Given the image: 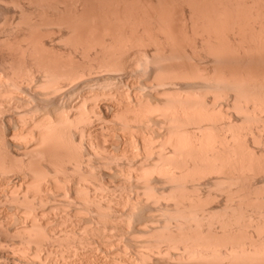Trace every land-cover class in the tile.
I'll list each match as a JSON object with an SVG mask.
<instances>
[{"label": "bare ground", "instance_id": "bare-ground-1", "mask_svg": "<svg viewBox=\"0 0 264 264\" xmlns=\"http://www.w3.org/2000/svg\"><path fill=\"white\" fill-rule=\"evenodd\" d=\"M46 1H29L30 3L26 7L25 5L22 7V4L17 3L21 8L18 7L19 15L16 23L12 22L15 24L14 28L10 30L13 32L11 33L13 37L9 33L8 36L6 30H4L6 34L4 40L0 39V178L13 171L18 175L16 178L18 181L13 182L8 190L3 193L0 192V204H3V201L9 203L16 218V223L9 226L10 216L6 213L5 207L0 206V264H264V195H256L264 191V169H262L264 167V157L260 159L262 161L259 163L255 161V158L258 159L260 156L252 158L255 155L251 152H248L246 157L239 156L229 160L225 158L218 159L213 155H206V157L194 156L195 159H193L187 155L190 154L187 152L201 149L202 146L199 147V141L208 128L216 125V128L223 130V128L234 126L232 124L233 120L237 122L239 120L241 122L250 121V119L254 122L257 121L254 128L250 129L253 130L251 133L254 132L255 136L258 135L257 139H264L258 131L264 124V114L258 112L259 110L256 112V100H260V93H258L259 98L255 99L256 95L254 96L251 92V89L255 94L260 92L261 89L264 90V76H262L264 74L257 75L258 73L255 74L254 72L258 76L256 78L251 71H249V73H252H250V76L246 71L248 74H245L244 77L240 76L243 73L240 64L246 63L248 65L249 62L256 63L264 60V17L262 16L264 15V9H262L264 0H184V2L181 0V18L183 19V31H181L185 35L192 36L198 33L200 27L199 33L201 32L198 40L195 41L196 44H192L190 46L192 50H189L193 53L199 52L204 57L210 55L206 61L210 63V66L211 63L213 65L212 69L207 66L209 70H204L203 75L201 74L202 76L199 77V79L202 77L200 83L194 84L196 88H200V91L201 89L204 91L211 90V96L217 93L214 97H210L212 99H209L210 95L206 96L209 91L205 94L204 91H201L203 97H208L200 99L201 101L204 99L201 102L204 103L202 104L203 107L206 111L212 110L213 106L218 104V98L223 97L226 99L223 102L224 105L229 104L233 108L236 107L245 111V113L242 112L244 114H240L241 111L238 114H233L235 118L231 121H223L224 119H222L219 124H217L219 120H216L217 123L215 124L213 123L215 120L211 122L208 119L201 118V111L199 113L190 108V105L196 103L191 96L193 95V89L190 90L191 95L188 94L189 91L186 92L188 95L175 92L172 82L175 71H167L166 69L171 68L160 65L162 61L173 58L174 51L172 45H170V36L166 35V32L162 34L161 32L164 29L161 31V27L157 29L159 23L157 14L160 15L159 12L156 14L154 11L152 12L153 15L146 13L148 16L138 13L142 19L147 17L150 28L148 26L145 27L148 29L143 28L140 26V22V27L135 25L131 29L132 25L130 27L127 25L129 16H131L127 11V4H125L127 0L123 1L122 5L120 4L122 0H119L120 2L115 0L117 3L111 0L110 4L106 2L109 5L108 7L107 4L104 7L105 2L103 5L100 3L106 14L110 12L109 15L107 14L108 17L110 16L109 19H107L106 14H104V17L102 16L105 19L100 18L109 21L110 26H114L116 29L114 30L113 27L114 31H110V26H108L109 30L106 27L108 33H105V36L101 35L99 42H94L93 39L95 38L93 37L95 35L90 29L96 26L94 24L97 21L93 23V20L98 17L97 14L99 13L95 14V9L90 10L94 7L89 9V5H92L93 2L86 6V0H74V3H72V0V2L67 3H64V1ZM155 1L157 3L158 0ZM68 3L73 5L69 6ZM155 3L153 1L151 5ZM16 5L14 8L17 7ZM153 5L151 7H154ZM68 6L73 7L69 9ZM143 7H145L144 4ZM68 9L72 10L70 15H68ZM210 9L213 11L211 12ZM157 10L160 11L159 8ZM245 12L249 13V18ZM85 13L87 16L89 13H94L95 16L89 15L88 17L94 18H89L91 23L86 22L89 25L83 23L85 26L82 28L80 20L82 21V16L86 17ZM243 15L248 18V21ZM199 16L203 18L202 23L198 20V18L201 19ZM239 16L246 20L239 19ZM195 18L197 22L199 21L198 24L204 26L203 29L199 25L196 26ZM86 20L88 21V18ZM209 21H213L210 29L214 24L222 25L225 29L222 26L220 28L214 26L212 30L217 28V31L223 29L228 32L222 30V33L225 34L220 33V31L212 34L208 28ZM54 22L62 26V32L59 29L60 27L58 28L61 32L59 36L64 41H61L64 44L61 48L63 53L60 54H57V52L56 54L51 53L53 50L51 51V46L48 47L47 45H50L51 41L47 42V38L44 40V37L38 35L40 32L37 33L39 26L45 27V25L54 24ZM223 24H226L229 28L226 29ZM227 24L233 27L239 25L243 32L240 31L239 27H235L237 30L235 28L233 30ZM6 25L11 26H9V22ZM243 25H250V28L245 29ZM230 27L232 31L228 30ZM195 28L198 30L195 31ZM207 28L209 30H206ZM106 29L104 28L103 31ZM47 37L49 38V36ZM133 37L135 39L153 40L156 42L154 44L157 45L144 52L141 51L143 55L137 59L134 55L135 52L132 53V47H129L130 41L134 39ZM252 38L255 40L252 41ZM86 42H90V45ZM121 47L123 50L127 48V51L125 57L119 60L117 57L124 56V53L121 54L123 50L119 53L116 51L119 55L117 57L115 50L118 48V51H120ZM257 49H261L260 52L262 53H259ZM128 50H131V52H128ZM254 50L260 56L256 54L255 57L254 53L256 52ZM252 51L254 56L251 54ZM186 52L184 50L182 53L186 55ZM133 55L135 58H133ZM137 55L141 54L137 53ZM197 57L195 56V59ZM129 58L134 59L135 62L134 60L133 63L130 62L132 60ZM252 59L256 61H252ZM221 62L223 63L220 66L224 67L225 65L226 69L231 65V71L224 68L225 71L224 69L222 71L226 73H220L222 67L218 65ZM224 62H234V64L240 62L239 65L235 64V67H238L241 72L239 69L236 72L234 64L229 63L226 65ZM254 64L249 65L254 66ZM259 64L258 67H260ZM261 64H263V61ZM132 65H136V72L145 73V71H148L150 81L146 85L147 89L150 88V91L156 89L157 93L159 90L162 96L153 98L152 92L154 91L157 95L156 91L149 92L150 99H153L152 102L154 101L153 105L152 103L150 105L144 100L141 101L142 99H139V97L135 98V94L134 98L138 99V104L133 99V105L137 108L133 106V109L129 111L131 103L128 100L130 99L127 97L125 99L123 93L121 97L124 96L125 101H128V107H124L123 102L121 108L120 101L123 98H120V92L122 90L118 88L119 91L116 92L112 89L117 90L118 84H122V88L123 86L128 87V77L131 72H134L132 71L134 70ZM216 66L220 67L219 74L216 73L217 75L215 72L218 71V68L214 70ZM112 69L123 72L125 77L119 78L120 76H118L116 78L110 75V72L115 71ZM246 72L244 71V73ZM231 73L234 74V77L240 74L241 78L237 76L235 79L234 77L231 79L233 75ZM227 75L230 78H227ZM247 75L250 77L249 79H246L248 78ZM252 75L256 81L251 80ZM237 78H243L244 81L250 80L253 84L250 81L249 84H244L243 80L241 83ZM262 78L263 80H261ZM185 85H187L185 87L193 86L190 82ZM67 86H69V89L66 88ZM65 88L68 90H63ZM140 88L141 90L145 89L144 86L142 88V85ZM217 90L219 93L220 91L222 93L223 90L224 94L219 95ZM224 90H226V93ZM239 93L247 94L242 95L245 98L241 96L244 100L238 96ZM226 94H228L227 98H225ZM98 95L100 97L111 95L108 100H116L115 106L110 104L112 102L110 100V103L105 105L107 108L104 105L105 108H101L102 105L100 106L97 103L98 100H96L97 97L99 99ZM249 95H253V97L250 98ZM263 95L262 93V102L260 100L262 105L264 104ZM252 99L255 100L254 104ZM40 103L43 105H40ZM118 103L119 106H117ZM213 103L214 105H212ZM207 104L208 106L212 105V107L209 109L206 106ZM262 105L259 106L258 103V109ZM254 106H256V109ZM180 107L186 108L182 115L177 110ZM227 108L229 107L227 106ZM156 111H158L156 114H159L157 116L160 117L155 116ZM5 112H7V115H4ZM151 113L155 115L150 116ZM148 117L151 120L153 119V122L145 119ZM195 117H198V119H195V123L186 122L187 119ZM145 120L150 123L155 121L161 125L164 130L162 133L163 141H161L162 139L159 140L161 143H158L159 147L156 146L159 149H154L156 151H151L152 153L149 156L138 161L134 169L135 172L130 176L132 183H134V189H129V191L136 196L142 194L146 199H149V204L157 205L155 207L159 211V216L144 221L145 217L141 215L144 206H141L140 210L133 213L134 220L137 226H145L146 222L148 224H146L147 227L138 229L137 226L131 228L127 223L123 225L124 219L120 215L123 211L117 208V205L122 204L128 197L127 188H122L116 193V187H114L113 181L110 180V175L107 174L109 177L107 178L108 183L95 180L97 179L95 176L98 174L96 172L98 167L111 169L110 165H113L115 172L116 166L123 170L128 162L124 153L121 157H117L107 150L104 138H111L112 135L110 134L111 131L105 130V128L107 129L105 124L109 123L108 121H111L110 123L115 121L119 124V127L127 131L134 128L133 125L143 124ZM95 121L100 122L104 128L99 134L101 139H94L90 133L86 132L87 125ZM3 125L7 127L4 130ZM11 130H19L17 131L19 136L14 134L15 131L11 133ZM227 131L228 129L225 133ZM222 133L220 134L221 138L224 143L228 144L229 139L233 138L232 134L229 132L231 136L227 137L230 135L228 132L226 135L223 131ZM247 133L249 137L252 136L250 131ZM185 134L187 139L190 136L192 137H190L191 141L189 139V143H180V139L186 137ZM248 136L247 141L250 140ZM255 136H253V139ZM9 137H12L11 148L8 147ZM14 137L19 138V141L16 142ZM84 138H86L85 147ZM260 139L258 141L264 143V140ZM119 141L116 138L117 144ZM247 141H245L247 145L251 144ZM232 143H234V140H231V144H228V146H231ZM215 145L210 150L219 152L221 144ZM249 147L250 150H255L250 145ZM260 148L259 151H256L264 154ZM227 149H230V147ZM182 154L186 156L182 157ZM226 163L227 165L230 164L232 168L226 169ZM246 164H250V166L258 165L259 167L263 165V167L258 170L260 172L246 173L242 169ZM205 165H211L210 167L213 166L218 171L224 170L225 172L210 176L201 181L202 183L194 179H185L188 176L185 174L188 171L190 172V169H192L191 171L196 169L197 172H200V169ZM149 169L160 170L162 175L160 174L157 179L148 181V179L143 178V175ZM255 174L259 175L256 180L253 179ZM155 180L159 181L161 185L164 183L163 186L165 187L161 186L160 191L158 189L153 190L154 187L151 182L154 181L155 184ZM242 183L248 189L252 188L247 189L248 194L245 192L246 190L241 189ZM258 184L260 185L257 186ZM163 188L165 191H163ZM213 189L215 191L219 190V192L222 191V194L224 192L222 201L212 207L199 205V201L196 199L197 195L194 192L199 197V192L205 191L206 195H210L207 193L210 190L212 192L209 193H213ZM100 190H105V193H101ZM250 190H252L253 195ZM162 199H166L165 202ZM146 206L147 203H145V208ZM213 207L218 209L213 211L215 210ZM213 212H218V214H213ZM84 215H86L85 223H82L80 217ZM99 252L103 253V256L99 255Z\"/></svg>", "mask_w": 264, "mask_h": 264}, {"label": "rangeland", "instance_id": "rangeland-1", "mask_svg": "<svg viewBox=\"0 0 264 264\" xmlns=\"http://www.w3.org/2000/svg\"><path fill=\"white\" fill-rule=\"evenodd\" d=\"M28 0H0V26L2 27H0V39L2 38H4L5 37V35L6 34H10V36H11V33H13L12 31H10V30H12V28H14V26H15V24H13L14 22L16 23V21H17V17H18V15H19V8H21V6L22 7H24V5H25V7L26 6H28L29 5V1H31V2H37V0H29L28 2H27ZM39 1V0H38ZM44 1H46V0H44ZM48 1H64V3H67V2H72V3H74V0H47L46 2H48ZM76 1V0H75ZM99 3H97V2ZM110 1L111 0H89V1H87L86 0V2H87V5L86 6H88L91 2H93L92 3V5L90 4L89 5V9H90V7L92 8V7H94V8H92V9H90L91 11L92 10H94L95 9V11H96V13L95 14H97V12L99 13V14H97L98 15V17H93L95 20H93L92 22L93 23H95V21H97L96 22V24H94V25H96V26H94L93 24V26H94V28L93 29H90L91 31H93L92 33L95 35H93L92 34V36H94L93 38H95V39H93L94 40V42H99L101 39V35H104L105 36V33H108V30H109V27L108 26H110L111 24L109 23V21H106V20H103V19H105V18H103L104 17V14H106V11H105V9H104V7H105V5L107 4V7L109 6L108 5V3L110 4ZM123 1L125 2L126 0H122V2L120 3L121 5H122V3H123ZM136 1V3H134ZM140 0H127V2L125 3V4H127V7L126 8H130L129 10L127 9V11L129 12V15H131V16H129L130 18H129V20H131L130 22H129V20L127 21V25H129V27H130V25H132L130 28L131 29H133L132 27L134 26L135 27V25L136 26H139V23H140V26H142L143 28H145V27H149L150 28V26H149V23H148V19H147V17H144V19H142L141 17H140V15H144V16H148L147 14H151V15H153L154 13H160V15H158L157 14V21L159 22H157L158 24H157V29H158V27L160 28L161 27V31L164 29V31H160V30H158V31H160L162 34H164L165 32V34L167 35H169L170 36V45H172V47H173V51H174V56H173V58H171V59H167V60H164V61H162L161 63H160V65L161 66H164L165 68L167 67H170L171 69H166L167 71L169 70V71H171V70H173V71H175V76H174V78H172V82H173V87H174V89L176 90L175 92H178V94H181V95H183L184 93H186V92H188V94H190L191 93V89H193V91H192V94L193 95H191L192 96V98L194 99V101L196 102L195 104H192V105H190L189 107L190 108H192L193 110H195V111H198L199 113H200V111H201V113L200 114H202V116H200L201 118H204V119H208V121H214L213 123H217L216 122V120H219L218 121V123L217 124H219V122H222V119H224L223 121H228V120H233L234 118H235V115H233V114H238L240 111V114H244L245 113V111L244 110H240L239 108L237 109L235 106V108H233V106H229V104L228 105H224V100H226V99H224L222 96H220V97H222V98H218V104L216 105L215 104V106H213V109L211 110L210 108L212 107V105H214V103L211 105V106H208V104L206 105V106H208V108L210 109L209 111H206L205 110V108L203 107V105L202 104H204V103H201L205 98H208V97H203V93L205 94V92L206 93H208L207 91H209V90H202L201 89V91H204L203 93L200 91V88L199 87H195V85L199 82L200 83V80H201V78L199 79V77L200 76H202L203 75V73L205 72L204 70H206L207 71V69L209 70V68L208 67H210L211 69L213 68L212 66V63H211V66H210V63L208 62V61H206V60H208L207 59V57L208 56H210V55H208V56H203L201 53H199V52H190V50H192V48L190 47V46H192V44H196L195 43V41L196 40H198V37H199V35H200V33H199V31H200V27L198 28V29H196L195 31H197L198 33H195L194 35H192V36H190L189 34H186L185 35V33L183 34V24H182V22H183V19L181 18L182 17V13H181V11H182V3H181V0L179 1V0H171V2H170V0H158L157 1V3H155L156 1L155 0H141L142 2H147V3H142V2H139ZM150 1V2H149ZM153 1H154V7H151L152 5H151V3H153ZM183 2H184V0H182ZM237 1V0H236ZM240 1H243V0H240ZM240 1H239V3H240ZM263 1V0H262ZM261 1V2H262ZM104 2H105V4H104ZM106 2H108V3H106ZM112 2V1H111ZM113 2L115 3L116 1L115 0H113ZM117 2H120L119 0L117 1ZM116 2V3H117ZM130 2V3H129ZM261 2H260V4H261ZM264 2V1H263ZM17 3H19L21 6H19V4H16ZM25 3V4H24ZM72 3H68L69 4V6L72 4ZM95 3V4H94ZM100 3H101V5H103L104 4V7L103 6H101L100 5ZM133 3H134V5H133ZM17 6L16 8H14L15 7V5ZM96 6H94V5ZM97 4V5H96ZM131 4H132V6H131ZM143 4L145 5V7H143ZM147 4H149V5H147ZM157 4H158V6H157ZM169 4V5H168ZM12 5V6H11ZM73 5V4H72ZM101 6V8H100V6ZM147 5V6H146ZM160 5V6H159ZM243 5V4H242ZM263 5V4H262ZM68 6V7H69ZM131 6V7H130ZM141 6V8H139ZM164 6V8H162ZM184 6V5H183ZM19 7V8H18ZM71 7H73V6H71ZM71 7H69V9H72ZM99 7V8H98ZM102 7H103V9H102ZM142 7H143V9H142ZM147 7V8H146ZM97 8V9H96ZM119 8H121V7H119ZM149 8H151V9H149ZM155 8V9H154ZM159 8V10L160 11H158L157 9ZM262 8V7H261ZM68 9V15H70L71 14V11ZM88 9V8H87ZM88 9V10H89ZM145 9V10H144ZM164 9V10H163ZM262 9H264V6H263V8ZM107 10V9H106ZM148 10H150L149 12H148ZM157 10V11H156ZM70 11V12H69ZM91 11H89V12H91ZM100 11V12H99ZM137 13H136V12ZM155 11V12H154ZM210 11H211V9H210ZM213 11V10H212ZM211 11V12H212ZM244 11H247V10H244ZM94 12V11H93ZM127 12V13H128ZM152 12H154V13H152ZM87 13H88V11H87ZM92 13V12H91ZM134 13H136V14H134ZM138 13H141L140 15H138ZM147 13V14H146ZM163 13V14H162ZM197 13H199V11H197ZM246 13V12H245ZM244 13V15L246 16V14H248L247 16H248V18H249V13H246L245 14ZM86 14V13H85ZM108 14V13H107ZM106 14V16L108 17V15L110 14V12H109V14L107 15ZM133 14V15H132ZM200 14H201V12H200ZM241 14H243V13H241ZM240 14V15H241ZM264 14V13H263ZM89 15H94V13L93 14H90L89 13ZM88 15V16H89ZM100 15V16H99ZM162 15V16H161ZM181 15V16H180ZM243 15V16H244ZM87 16V14H86V17L85 16H82L81 17V19H82V21L80 20V26H82V28H84L83 26H85L89 21H91L90 19L92 18V17H88ZM95 16V15H94ZM103 16V17H102ZM105 16V17H106ZM139 16V17H138ZM160 16V17H159ZM242 16V15H241ZM244 16V17H245ZM263 17H264V15H262ZM85 17V18H84ZM100 17H102V18H100ZM106 17V18H107ZM110 17V16H109ZM109 17L107 18V19H109ZM201 19H199L198 18V20L199 21H201L200 23H202L203 21H202V17L201 16H199ZM240 17V16H239ZM86 18H88V21L86 20ZM90 18V19H89ZM92 18V19H93ZM98 18V19H97ZM100 18V19H99ZM138 18V19H137ZM145 18H146V20H145ZM164 18V19H163ZM196 18H197V14H196ZM195 18V22L197 23V25L196 26H201L200 24H198V22L196 21L197 19ZM246 18V17H245ZM245 18H243V19H245ZM248 18H246L247 19V21H248ZM97 19V20H96ZM103 21H102V20ZM137 19V20H136ZM140 19V20H139ZM239 19H242V17H240ZM242 19V20H243ZM245 19V20H246ZM139 20V21H138ZM205 20V19H204ZM5 21H6V23H5ZM143 21V22H142ZM181 21V22H180ZM246 21V22H247ZM9 22V26L10 27H8V25H6L7 23ZM13 22V23H12ZM53 22V21H52ZM87 22V23H86ZM129 22V23H128ZM131 22H132V24H131ZM210 22V21H209ZM242 22V21H241ZM245 22V21H244ZM11 23V24H10ZM83 23H85V25H83ZM91 22H89V24H90ZM195 23V24H196ZM206 23V22H205ZM205 23H203V25H205ZM213 23V21H211L210 22V24H209V27L208 26H206V27H208L209 29H210V27L212 26L211 24ZM243 23V22H242ZM89 24H87V25H89ZM113 24V23H112ZM142 24V25H141ZM160 24V25H159ZM163 24H164V26H163ZM207 24V23H206ZM243 24H245V23H243ZM247 24V23H246ZM53 25H55V26H53ZM57 25H59L58 23H56V22H54V24L53 23H49V24H47V25H45V27L44 26H42L41 25V27L39 26L38 27V31H37V33L38 32H40L38 35L40 36V37H44V40L47 38V42H50L51 41V43L53 44H51L50 43V45L49 44H47L48 45V47H50V50L52 51H50L51 53H53L54 52V54H56V52H57V54H60V53H63L62 52V45L64 44V43H62L61 41H63L62 40V38L59 36L60 34H61V32H62V29H61V25H59V26H57ZM107 25V26H106ZM146 25V26H145ZM163 27H162V26ZM211 25V26H210ZM223 25H225L226 26V24H223ZM227 25H230V24H227ZM5 26V27H4ZM53 26V27H52ZM139 26V27H140ZM167 26V27H166ZM195 26V27H196ZM214 26H216L217 28H218V26H219V28H220V26H222V25H213V27L210 29V31L212 32V34H214V33H217V32H219L220 31V33H222L223 31L224 32H228V31H226V30H223V29H218V31H217V28H215L214 30L216 31V32H213L214 30H212L213 28H214ZM231 26V25H230ZM239 28H240V26L239 25H237ZM244 26V25H243ZM242 26V27H243ZM43 27V28H42ZM47 27V28H46ZM60 27V28H59ZM106 27H107V29H106ZM114 27V26H113ZM112 26H110V31L111 30H115L116 28L114 27L113 28ZM170 29H169V28ZM204 27V26H203ZM203 27L201 26V28L203 29ZM222 27H224V26H222ZM232 27V29L233 30H235L236 28H238V27H233V26H231ZM231 27H230V29H228L229 31L231 30L232 31V29H231ZM245 27V29L247 28H250V25L248 26V25H245L244 26ZM7 28V29H6ZM11 28V29H10ZM52 28V29H51ZM61 30V32H60V30ZM106 29V30H104L103 31V29ZM113 28V29H112ZM206 29V30H209V29ZM227 28H229V26L227 27L226 26V29ZM235 28V29H234ZM54 29V30H53ZM57 31H56V30ZM145 29H148V28H145ZM201 29V31H203ZM224 29H225V27H224ZM241 29V28H240ZM1 30H3V31H1ZM4 30H6L5 32H6V34H5V32H4ZM9 30V31H8ZM50 30H52V31H50ZM113 30V31H114ZM170 30V31H169ZM172 30V31H171ZM175 30V31H174ZM182 30V31H181ZM204 30H205V28H204ZM223 30V31H222ZM237 30V29H236ZM49 31V32H48ZM90 31V32H91ZM107 31V32H106ZM174 31V32H173ZM240 31H242V29L240 30ZM43 32H45L44 34H43ZM60 32V33H59ZM171 32H173V33H171ZM204 32V31H203ZM205 32H207V31H205ZM209 32V31H208ZM243 32V31H242ZM181 33V34H180ZM210 33V32H209ZM9 34H8V36H9ZM41 34V35H40ZM99 34V35H98ZM222 34H225V33H222ZM13 35V34H12ZM90 35H91V33H90ZM96 35H97V37H96ZM108 35V34H107ZM219 35V34H218ZM221 35V34H220ZM46 36V37H45ZM47 36H49V38L47 37ZM101 36V37H100ZM136 36V35H135ZM190 36V37H189ZM223 37L225 36V35H222ZM254 36V35H253ZM11 37H13V36H11ZM137 37V36H136ZM98 38V39H97ZM134 39L133 40H131L130 41V45H129V47L131 48V50H133V52L132 53H134V55H136V57H137V59L140 57V56H142L143 55V53L142 52H144V51H146V50H149V49H151V48H154V46L155 45H157V44H154V43H156L155 41H153V40H150V41H152V42H150L149 40H145V39H139V38H136L135 39V37H133ZM4 40V39H3ZM53 40V41H52ZM253 40H255V39H253L252 38V41ZM1 41V40H0ZM257 41V40H256ZM64 42V41H63ZM87 43V42H86ZM150 43H151V45H150ZM88 45H90V42H88L87 43ZM154 44V45H153ZM131 45H133L134 46V48H133V46H131ZM59 47V48H58ZM148 47V48H147ZM228 47V46H227ZM230 47V46H229ZM54 48V49H53ZM185 48V49H184ZM58 49V50H57ZM60 49V50H59ZM134 49H135V51H134ZM190 49V50H189ZM123 49H122V47L120 48V51H118V48L115 50V52L117 51L118 53L119 52H121ZM131 50H128V52H131ZM181 50H186L187 52H186V55L184 54V53H182L183 51H181ZM257 50H259V49H257ZM261 50V49H260ZM260 50H259V53H262V52H260ZM127 51V48H126V50L124 49L123 50V52H121V54H123L124 53V56L123 55H121V57L117 54V52L115 53V55H116V57L117 56H119V57H117V59H121L122 57L124 58L125 57V52ZM142 51V52H141ZM194 51H196V50H194ZM255 52H256V50H254ZM262 51H263V49H262ZM139 52H141V53H139ZM190 52V53H189ZM137 53L138 54H141V55H137ZM182 53V54H181ZM190 55H189V54ZM192 53V54H191ZM196 53V54H195ZM200 55H199V54ZM259 53L257 54V52L256 53H254L255 54V57L258 55V56H260L259 55ZM198 56L197 57V59H195V56ZM209 54V53H208ZM252 55H253V51H252V53H251ZM257 54V55H256ZM133 55V58H135V56ZM263 55V54H262ZM194 56V57H193ZM202 56V57H201ZM254 56V55H253ZM115 57V58H116ZM132 57V56H131ZM191 57V58H190ZM205 58V59H204ZM130 59V58H129ZM200 59V60H199ZM130 60H132V61H130V62H132L133 63V60L134 59H130ZM252 61H256V60H253L252 59ZM263 61V64H261V62ZM260 60V62H253V63H251V62H247L248 63V65L246 64V63H242V65H244V66H242L241 64H240V62H238V63H235L236 65L238 64H240V69L243 71V73H244V71L246 72H248L249 73V71H251L253 74H254V72H255V74H256V72L258 73L257 75H261V74H264V60ZM134 62H135V60H134ZM208 62V63H207ZM222 63L223 62H221L218 66H220V65H222ZM224 63H226V62H224ZM230 62H227L226 63V65L227 64H229ZM232 63V62H231ZM230 63V64H231ZM255 63V64H254ZM258 63H260L259 64V66L260 67H258ZM208 64V65H207ZM234 64V62L232 63V65ZM233 65L234 67L236 66V65ZM249 64H254V66L256 65V67L258 68H256V67H254L253 65L252 66H250ZM206 65V66H205ZM217 65V64H216ZM224 65V64H223ZM263 65V66H262ZM132 66H134V65H132ZM136 66V65H135ZM135 66L133 67L134 68V70H132V71H134V72H131L130 73V76L128 77V87H124L123 86V88L121 87L122 86V84H118V86H117V90L116 89H112V90H114V91H116V92H118L119 91V89L121 88V92H120V98H123L124 99V96L123 97H121L122 95H123V93H124V95H125V99H126V97L127 98H129L130 100H128L130 103H131V105H129L130 107H129V111H131L133 108V104H134V102H136V104H138V99L136 100L135 98L137 97H139V99H142L141 101H143L144 100V102H147V103H149L150 105H151V103H152V105H153V102H152V100L153 99H150V96H149V92L151 93V91H153V90H155L156 91V89H151V91L149 90L150 88H148L147 89V86L146 85H148L147 83H149V81H150V78H149V73H148V71L146 72L145 71V73L144 72H136L135 71ZM208 66V67H207ZM207 67V68H206ZM220 67H222V66H220ZM220 67H215L214 68V70H217V68H218V71L217 72H215V74L216 73H218L220 70V73L222 72H224L225 71V69H226V67H225V65H224V67H222V69L220 68ZM229 67V68H228ZM227 67V69H229L230 70V67H232L231 65L230 66H228ZM234 67H233V69H234ZM205 68V69H204ZM219 68H220V70H219ZM225 68V69H224ZM210 69V70H211ZM224 69V71H222ZM226 69V70H227ZM232 69V68H231ZM235 69H236V72H238V70L237 69H239L238 67H235ZM234 69V70H235ZM239 69V71L241 72V70ZM263 69V70H262ZM112 70H115V69H112ZM231 71V70H230ZM260 71V72H259ZM261 71H263V72H261ZM242 73L240 76L242 77H244V75L245 74H248V73ZM250 72V73H251ZM226 72H224L223 74H225ZM235 73V72H234ZM250 73L248 74L249 76H250ZM251 73V74H252ZM202 74V75H201ZM219 74V73H218ZM222 74V75H223ZM228 74V73H227ZM231 74H233V73H231ZM238 74V73H237ZM254 74V77H258V76H256ZM110 75H112V76H115L116 78H118V76H120L119 78H122V76H124L123 75V72H121V71H119V70H115V71H113V72H110ZM217 75V74H216ZM221 75V74H220ZM221 75V76H222ZM236 75V74H235ZM239 75H237L238 76V78H241ZM247 75V76H248ZM226 76V75H225ZM230 76V75H229ZM237 76H235V77H237ZM248 76V78H246V76H245V78L246 79H249L250 77ZM262 76H264V75H262ZM125 77V76H124ZM149 78V80H147L148 78ZM233 77H234V74L232 75V78L231 79H233ZM235 77H234V79H235ZM227 78H230V77H228V75H227ZM237 78V80H239L241 83H242V80H243V78L242 79H238ZM244 78V79H245ZM252 79L251 80H255V78H253V75H252V77H251ZM261 78V77H260ZM260 78H258V79H260ZM174 79V80H173ZM257 79V80H258ZM118 80V79H117ZM117 80H115V82L117 81ZM261 80H263V78L261 79ZM193 85V86H188V87H185V86H187V85H185V84H189V82ZM193 81V82H192ZM250 81V80H249ZM248 80H243V83L244 84H249L250 82H249ZM256 81V80H255ZM146 82V83H145ZM245 82H248V83H245ZM261 82V81H260ZM116 83H118V82H116ZM196 83V84H195ZM198 83V84H199ZM262 83H263V81H262ZM195 84V85H194ZM251 84H253L252 82H251ZM119 85H120V87H119ZM141 85H142V88H143V86H144V88L145 89H142L141 90ZM69 86H67L66 88H68ZM115 88H116V86H114ZM113 87V88H114ZM63 89V90H68V89ZM119 88V89H118ZM167 88V87H166ZM166 88H164V89H166ZM186 89V90H185ZM188 89V90H187ZM199 89V90H198ZM191 90V91H190ZM254 90V89H253ZM211 91V90H210ZM209 91V93L208 94H206V96H209L210 95V93L212 92H210ZM214 91V90H213ZM220 91V90H219ZM228 91V90H227ZM263 91V92H262ZM64 92V91H63ZM217 92H218V90H217ZM224 92L226 93V90H224ZM251 92H253V95L255 96L256 95V97H255V99L257 98H259V94L258 93H260V100H261V95H262V93L264 94V90L263 89H261L260 90V92H257L256 94L254 93V91H252V89H251ZM262 92V93H261ZM153 94H155V92L153 91L152 92ZM156 93H157V91H156ZM219 93V92H218ZM220 93H221V91H220ZM219 93V95H222V93H223V90H222V93L220 94ZM227 93H229V92H227ZM249 93H250V91H249ZM136 94V96H135V98H134V95ZM138 94V95H137ZM152 94V96H153V98H157V96H162V95H160L161 93H159V90H158V93H157V95L155 94V95H153ZM187 94V93H186ZM187 94V95H188ZM212 94V93H211ZM217 94V93H216ZM215 93H214V95L213 96H209V99H212V98H210V97H214L215 95H216ZM224 94V93H223ZM240 94V93H239ZM238 94V96L239 97H241L242 95L244 96L245 94L244 93H242V94H240L239 95ZM251 94V93H250ZM185 95V94H184ZM227 95L228 94H226L224 97L225 98H227ZM247 95V94H246ZM253 95L251 96V95H249V97L250 98H252L253 97ZM258 95V96H257ZM99 96V99H98V97H97V99L96 100H98L97 101V103H99V105L101 106L102 105V107L101 108H103L107 103H110V100L112 101V99H110V100H108L109 98V96H111V95H107L108 97H105V95L104 96H101L100 97V95H98ZM151 96V97H152ZM218 96V95H217ZM242 96V97H243ZM113 97V96H112ZM219 97V96H218ZM241 97V98H242ZM248 97V96H247ZM263 98H264V95L262 96ZM75 98V97H74ZM201 98H204L202 101L200 100ZM243 98H245V97H243ZM242 98V99H243ZM262 98V99H263ZM113 99H114V97H113ZM123 99H121V104H120V107L122 108V103L124 102H126L125 101V99L123 100ZM136 100V101H134V100ZM241 99V100H242ZM247 99V98H246ZM72 100V99H71ZM70 100V101H71ZM213 100H214V98H213ZM244 100V99H243ZM248 100H250V99H248ZM253 100V99H252ZM260 100L258 101V100H256L257 102V109H256V106H254V108L256 109V112H257V110H259L258 112H261L262 114H264L263 112L264 111H261V110H264V104L262 105V104H260ZM73 101H75V100H73ZM106 101V102H105ZM127 101V102H128ZM134 101V102H133ZM212 101V100H211ZM216 101V102H217ZM255 100H253L252 101V103L254 104L255 102H254ZM115 102H116V100H113L110 104H112L113 106H115ZM127 102L124 104L123 103V106L124 107H128L127 106ZM212 102H214V101H212ZM215 102V103H216ZM261 102H262V100H261ZM37 103H39L38 101H37ZM47 103V102H46ZM90 103H91V101H90ZM96 103V104H97ZM114 103V104H113ZM146 103V104H147ZM221 103V104H220ZM258 103H259V106L260 105H262L261 106V108L263 107V109H261L260 107H259V109H258ZM264 103V102H263ZM117 104V103H116ZM223 104V105H222ZM40 105H43V104H41L40 103ZM98 104H97V106L100 108V106H99ZM104 105V106H103ZM117 106H119V103H118V105ZM117 106H116V108H117ZM138 107H139V105H137ZM146 106V105H145ZM205 106V105H204ZM227 106L229 107V108H227ZM106 107V106H105ZM104 107V108H105ZM189 107H187V108H189ZM240 107V106H239ZM97 108V107H96ZM99 108H97V109H99ZM107 108V107H106ZM119 108V107H118ZM134 108H137V107H135L134 106ZM241 108V107H240ZM131 109V110H130ZM186 108H184V107H180V108H177V110H178V113L179 114H183L184 112V110H185ZM243 109V108H242ZM255 109H254V111H255ZM208 110V109H207ZM101 111V110H100ZM244 111V113H242ZM102 112V111H101ZM235 112V113H234ZM103 113V112H102ZM156 113H158V111H156L155 112V114ZM8 114H9V112H8ZM129 114V113H128ZM153 113H151V114H149L150 116L152 115ZM155 114H153V116L155 115ZM4 115H7V112H5L4 113ZM130 115V114H129ZM157 115H159V114H156L155 116H157ZM184 116V115H183ZM157 117H160V116H157ZM146 120H151V118H145ZM195 119H198V117H195V118H192V119H187L186 120V122L187 123H195L194 121H195ZM203 119V120H204ZM226 119V120H225ZM111 120H113V119H111ZM146 120L144 121V125L143 124H141V125H133V127L134 128H131V130H127V131H124L123 129H122V127H119L118 125L119 124H117V123H115V121H112V122H114V123H110L111 121H108L109 123H106L105 125L107 126V129L105 128V130H107L108 132L109 131H111L110 132V134L112 135V137L110 138H108V137H105L104 138V140H105V142H104V144L107 146V150L108 151H110V154H112V155H115V156H117V157H121L122 156V154L124 153L125 155H126V157H127V159H128V162L126 163V165L124 166V168H123V170H121L120 169V167H117L116 166V171L114 172V166L113 165H110V167H111V169H108V168H100V167H98L97 168V170H96V172L98 173V174H96V178L97 179H95V177H94V179L95 180H98L99 182H101V183H108L107 182V178H109L108 177V175H110L111 177H110V180H112L113 181V183L115 184V186L114 187H116V193H118V190H120V189H122V188H127V193H128V197H126V200L122 203V204H120V205H117V208H119L120 209V211H123V213L121 212V216L123 217V222H122V224L123 225H125L126 223L127 224H129L130 225V227L131 228H134V227H136L137 226V223L135 222V220H134V215H133V213H135V212H137L138 210H140V208H141V206H144V209L142 210V212H141V215H143L144 217H145V219H144V221H146L147 219H151V218H157L158 216H159V211H157V207H155V206H157V205H155V204H149V199H146L145 198V196L144 195H139V196H136L134 193H132L131 191H129V189H131V190H133L134 189V183H132V179L130 178V176H132V173L133 172H135L134 171V169H135V167H136V165L138 164V161H141L144 157H146V156H149L153 151H156V150H154V149H156V148H158L159 146H158V143L160 142L159 140H161V141H163V136H162V133L164 132V130H163V128L161 127V125H159L158 123H156L155 121H154V123H150V122H153L152 120L150 121V122H146ZM253 120V119H252ZM255 120V119H254ZM207 121V120H206ZM243 121V120H242ZM248 121V122H247ZM245 120V122L243 121V122H241L240 120H239V122H237V121H232L233 123L232 124H234V126L232 125L231 127H229V128H223V130H221V129H218V127L216 128V125H215V127H214V125L212 126V128H208L205 132H204V135H203V137H202V139L198 142L199 144H200V146L199 147H201V149L200 150H195L194 152L192 151V152H187V153H190V154H187L188 156H190V158H193V159H195L194 158V156H199V157H206V155L207 156H210V155H213V157H217L218 159L219 158H225V159H231V158H234V157H246V154L249 152H251L253 155H255L254 157L252 156V154H251V156H252V158H255L256 156H260V158L258 157V159H256L255 158V161L256 162H259V163H261V161L262 160H260L262 157H264V154L262 153L261 154V152H258L259 151V148H260V150H262L263 152H264V147H262V146H264V143H263V141L262 142H260V141H258L259 139H257V136H255L253 133H251L252 131L250 130V129H253L254 128V124H256L257 123V121H251V119H250V121L249 120ZM100 122H98V121H95L94 123H91L90 125H87V127H86V132H88V133H90L91 134V136L94 138V139H101L100 137H99V134H100V132H101V130H103L104 128L102 127V124L100 123ZM156 123V124H155ZM212 123V124H213ZM264 123V122H263ZM107 124H109V125H107ZM113 124V125H112ZM117 124V125H116ZM251 125V126H250ZM253 127V128H252ZM4 128H7L6 126H4L3 125V130H4ZM129 128V129H130ZM264 124L262 125V127H261V129L260 130H258V131H260L259 133L262 135V137H264L263 136V134H264ZM128 129V128H127ZM224 129H225V131L228 129V133L230 132L231 134H232V139H229V141H228V138H227V141L229 142L228 144H231V140L233 141L234 140V143H235V145L233 146V144L234 143H232V145L231 146H228V144L226 143H224V141H223V139L221 138V133H222V131L224 132V135H226V133H225V131H224ZM263 129V130H262ZM104 130V131H105ZM1 131H2V128H1ZM12 132L11 133H13L14 131V134H17L16 136H19L18 135V132L17 131H19V130H11ZM248 131H250V133L252 134V140H251V137H249L248 135ZM4 132V131H3ZM263 134H262V133ZM229 133V134H230ZM247 133V134H246ZM223 134V133H222ZM231 134L230 135H228L227 137H229V136H231ZM250 134V135H251ZM186 135V134H185ZM250 138V140H249V138H248V140L249 141H247V136ZM181 137H183L182 135H180ZM190 136V135H189ZM188 136V137H189ZM246 138H245V137ZM253 136H255L254 137V139H253ZM185 137V136H184ZM191 137V136H190ZM189 137V139H190V141H191V138ZM15 138V140H16V142H18L19 141V138H17V137H14ZM116 138H117V141H119L120 139V141H119V143L117 144V142H116ZM120 138V139H119ZM231 138V137H230ZM245 138V139H244ZM85 139L86 138H84V147L86 146V142H85ZM115 139V140H114ZM119 139V140H118ZM180 139V138H179ZM187 135H186V137L185 138H182V139H180V143H184V144H186L187 142L189 143V139H187ZM257 139V140H256ZM8 140H9V145H8V147H12V145H10L11 144V141H12V137H9L8 138ZM15 140H13V141H15ZM21 140V139H20ZM254 140V141H253ZM260 140H264V139H260ZM182 141V142H181ZM245 141H247V142H249V143H251V144H249L252 148H254L255 150H250V147L248 148V146L249 145H247L246 144V142ZM251 141V142H250ZM254 143H253V142ZM115 142V143H114ZM197 142V141H196ZM161 143V142H160ZM159 143V144H160ZM262 143V144H261ZM202 144V145H201ZM215 144H221L220 145V147H221V149L219 150V152H214V151H212V150H210L211 148H213V146L215 145ZM258 144V145H257ZM156 146H158V147H156ZM215 146H217V145H215ZM247 146V147H246ZM259 146V147H258ZM230 147V149H227V148H229ZM231 147H232V149H231ZM257 147V148H256ZM223 148V149H222ZM263 148V149H262ZM159 149V148H158ZM205 149H207V150H205ZM205 150V151H204ZM256 150H258V151H256ZM152 151V152H151ZM260 154H258V153ZM208 153V154H207ZM123 154V155H124ZM185 155V154H184ZM183 154H182V157L184 156ZM186 156V155H185ZM187 156V157H188ZM249 156V155H248ZM250 156V157H251ZM211 160V159H210ZM210 160H208L209 161V163L211 164V162H210ZM120 161V160H119ZM145 161H148V160H145ZM213 161H215V160H213ZM216 162V161H215ZM263 162H264V159H263ZM120 163H121V161H120ZM180 163V162H179ZM262 165V164H261ZM211 165H205L203 168H201L200 169V172H197L198 170H193V171H191L192 169H190V172L188 173V172H186V176L188 177H185V179H194V180H196V181H200V183H202L201 181H203L204 179H206V178H208V177H210V176H214V175H220L221 173H223V171L224 170H221V171H218V169L216 168H213V166L212 167H210ZM262 167H263V165H262ZM262 167H259L258 165H254V166H250V164H246V165H244L243 167H242V169L246 172V173H255V172H260V171H258V170H261V168ZM225 168L226 169H231L232 167L230 166V164H228L227 165V163H226V165H225ZM182 169V168H181ZM237 169H239V168H237ZM262 169H264V167L262 168ZM225 172V171H224ZM6 173V172H5ZM108 174V175H107ZM161 174V171L160 170H157V169H149L144 175H143V178H145V179H148V181H150L151 179H157L158 177H159V175ZM162 175V174H161ZM7 176H9V177H7ZM7 176H4V177H1L0 178V192L1 193H3L4 191H6V190H8L9 188H10V186H11V184L13 183V182H15V181H18V179H16L17 177H18V175H16L15 173H14V171L13 172H9V173H7ZM184 176V175H183ZM253 176V175H252ZM258 176L259 175H256L255 174V176H253L254 178V180H256V179H258ZM161 177V176H160ZM253 180V181H254ZM155 184H154V181L153 182H151V185H152V183H153V190L155 189V191L158 189L159 191H160V189L162 188V187H165V186H163L164 185V183L161 185V183H159V181H157V180H155ZM245 183V182H244ZM243 184V183H242ZM260 184H258L257 186H259ZM162 186V187H161ZM247 186H248V184H247ZM245 186V184H243V185H241V189H244L243 191H245L246 193L248 192V190L249 189H252V188H249L248 189V187H246ZM2 189V190H1ZM248 189V190H247ZM254 189V188H253ZM256 189H257V187H256ZM256 189H254V190H256ZM153 190H151V192H153ZM214 190V189H213ZM259 190V189H258ZM261 190V189H260ZM101 191V193H105L104 191L105 190H100ZM163 191H165V189L163 188ZM211 191V190H210ZM210 191H208V193L207 194H210V195H206L205 194V191L203 192V191H201L203 194L201 195L200 193L201 192H199V197H198V194L196 193V192H194L196 195H197V200L199 201H197L198 202V204L200 205V204H203L202 206H206V207H212V206H215L216 204H218L220 201H222V198H223V196H224V192H223V194L221 193V192H219V190H214L213 191V193H209ZM212 192V191H211ZM252 192V190H250V193ZM256 192H257V190H256ZM259 192V191H258ZM262 192V191H261ZM264 192V191H263ZM262 192V193H263ZM249 193V195H251ZM253 193H254V191H253ZM260 193V192H259ZM257 193L256 195L257 196H262V195H264V194H262V193ZM213 194V195H212ZM215 194V195H214ZM248 194V193H247ZM255 194V193H254ZM259 194V195H258ZM253 195V194H252ZM56 198V197H55ZM56 199H59V198H56ZM55 199V200H56ZM163 201L164 200H166V199H162ZM163 201H161V202H163ZM165 202V201H164ZM3 204H0V206H4L5 207V210H6V213L8 214V216H10L9 218H10V223H9V226H13L14 225V223H16L15 222V215H14V213H13V210L11 209V207H10V204L9 203H7V202H5V201H3L2 202ZM145 203H147V206H146V208H145ZM49 205V204H48ZM48 205H47V207H48ZM213 209H215V210H213V211H216L218 208H215V207H213ZM218 214V212H213V214ZM217 216V215H216ZM219 216V215H218ZM81 219H80V221L82 222V223H85V218H86V215H84V216H81L80 217ZM128 218H131L130 220L128 219ZM80 222V224H82ZM79 224V223H78ZM146 224H148L147 222L145 223V226L147 227V225ZM145 226H137V228L139 229V228H142V227H145ZM123 227H126V226H123ZM99 255H102L103 256V253H101V252H99L98 253Z\"/></svg>", "mask_w": 264, "mask_h": 264}]
</instances>
